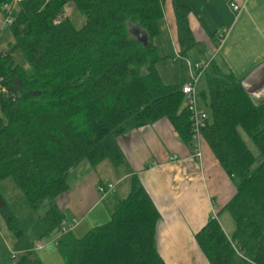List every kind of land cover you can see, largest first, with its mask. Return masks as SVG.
Wrapping results in <instances>:
<instances>
[{
    "label": "trees",
    "instance_id": "obj_1",
    "mask_svg": "<svg viewBox=\"0 0 264 264\" xmlns=\"http://www.w3.org/2000/svg\"><path fill=\"white\" fill-rule=\"evenodd\" d=\"M68 4L84 17L76 28L58 20ZM178 43L197 46L186 0H173ZM14 43L28 71L11 52L0 53V181L12 178L40 217L45 237L55 236L65 264H164L155 246L159 213L136 176L110 221L81 238L61 234L65 215L55 201L69 191L82 166L125 157L117 139L159 120L170 122L192 149L182 84H164L152 40L163 19L162 0H0ZM134 32L147 38L141 44ZM199 100L209 115L202 140L232 181L225 206L234 222L227 236L210 219L196 241L210 264H264V99L254 101L241 81L215 65L205 72ZM241 132L257 149L259 161ZM0 217L16 239L12 264H43L0 191ZM67 223V222H66Z\"/></svg>",
    "mask_w": 264,
    "mask_h": 264
},
{
    "label": "crops",
    "instance_id": "obj_2",
    "mask_svg": "<svg viewBox=\"0 0 264 264\" xmlns=\"http://www.w3.org/2000/svg\"><path fill=\"white\" fill-rule=\"evenodd\" d=\"M186 1L190 9L188 26L197 46L182 54L173 0H162L159 35H164L173 60L186 61L189 67L193 64L188 60L195 64L210 62L223 73L239 79L254 101L263 100L264 0ZM231 4L243 6L242 11L236 15ZM222 33L225 37L218 50ZM160 46L161 42L156 40V49L160 50ZM189 72L191 76L193 72ZM205 74L198 82L199 93L206 90ZM172 81L167 85L185 83L187 77L179 70L178 77ZM199 106L205 110L201 100ZM117 144L125 157L122 170L120 166H111L109 179L102 181L94 174L97 168L82 166L74 172L69 191L55 201L67 223L77 220L71 231L73 235L81 238L91 229L108 223L117 203L128 195L132 176H136L160 216L155 246L164 264H210L197 244L196 234L210 219L218 221L223 229L219 216L226 213L223 209L234 197L235 187L207 143L201 142L202 157L196 161L192 149L181 141L170 122L162 119L118 138ZM104 182L114 185V192L102 197L97 188ZM224 233L230 237L233 232ZM54 239L55 236L45 237L41 232L37 241L27 240L43 264H54V260L61 264ZM14 241L8 240L12 244L6 245L8 253L20 255ZM39 244L43 245L42 249L35 248Z\"/></svg>",
    "mask_w": 264,
    "mask_h": 264
},
{
    "label": "rangeland",
    "instance_id": "obj_3",
    "mask_svg": "<svg viewBox=\"0 0 264 264\" xmlns=\"http://www.w3.org/2000/svg\"><path fill=\"white\" fill-rule=\"evenodd\" d=\"M64 18H68L69 20H71V22L76 28H80L84 23V17L80 15L73 6H66L63 15L58 20H63ZM156 40H159L161 42V46L158 48L160 50H157V55L158 57L159 55H161L163 58L161 59V57H159L160 60L156 63L155 68L162 82L164 84L173 83L172 80H174L175 77H178L179 70L180 73L182 72V74L187 77L186 82H188L190 79V72L187 65L188 63L186 61L180 62L173 60V54L171 53V50L169 49L162 33L160 35H157L152 40L154 46ZM13 43L14 40L8 27V21L2 16V14H0V53L5 54L10 51L15 64L28 71V66L21 52L18 49H15L13 51L11 50V45ZM188 61L193 65L195 64L191 60ZM241 135L250 150L254 153L257 160L259 161V155L255 146L251 143V141L246 137L243 132H241ZM203 142L204 141H202V143ZM111 166L113 165L110 161H104L98 167H95L97 169L95 171L96 173L94 174L100 176L102 181H106L107 179H109L108 170L109 168H111ZM119 168L122 170L123 167L120 166ZM117 171L120 170L117 169ZM72 179L73 177L70 179V183L73 182ZM104 184H106V182H104ZM0 191H2V194L4 195L7 203L9 204V207L11 208L15 218L21 225L27 237V240L29 242H32L40 239V233L42 232V234H44L43 227L40 223V217L45 213L46 206L41 207L38 212L33 211L12 178H7L0 181ZM219 218L224 231H226L228 235H231L234 230V222L231 217L228 215V213H223L219 216ZM0 229L2 230V232H0V264H12L13 260H11L8 256L9 253L7 250V246H11V242H15V237L12 233L7 232L8 229L1 217ZM5 234L6 237H4ZM8 240L11 242H8ZM59 259L61 264H65L61 258ZM53 263L59 264L56 260H54Z\"/></svg>",
    "mask_w": 264,
    "mask_h": 264
},
{
    "label": "built area",
    "instance_id": "obj_4",
    "mask_svg": "<svg viewBox=\"0 0 264 264\" xmlns=\"http://www.w3.org/2000/svg\"><path fill=\"white\" fill-rule=\"evenodd\" d=\"M22 0H14V4L20 2ZM232 11L237 15L239 14L243 6H239L236 4H231ZM225 37V33H222L218 38L217 49L219 50L223 44V40ZM210 66V62L204 63H197L193 66L189 67V70L193 73L190 76L188 82H185L181 86V93L184 96L185 107L188 112L189 116V123H190V130H191V139H192V157L196 161H200L202 154H201V142L202 140V130L205 128L207 121L209 119L208 113L201 109L199 106V91H198V82L202 75L208 70ZM4 92V90H1ZM0 91V92H1ZM175 159V157H174ZM97 192L100 196H105L108 193L114 192V185L112 184H102L99 185L97 188ZM77 224V220L73 219L71 222L66 223L61 228V234H65L67 232H71L72 229ZM36 249H42L43 245L39 244L35 247ZM18 256L17 253L12 252L11 258L15 259Z\"/></svg>",
    "mask_w": 264,
    "mask_h": 264
},
{
    "label": "water",
    "instance_id": "obj_5",
    "mask_svg": "<svg viewBox=\"0 0 264 264\" xmlns=\"http://www.w3.org/2000/svg\"><path fill=\"white\" fill-rule=\"evenodd\" d=\"M134 35L136 36L137 40L143 44L144 46H147V38H145L142 34L138 32H134Z\"/></svg>",
    "mask_w": 264,
    "mask_h": 264
}]
</instances>
